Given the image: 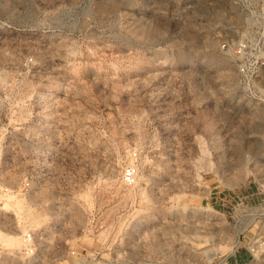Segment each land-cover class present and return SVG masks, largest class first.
Wrapping results in <instances>:
<instances>
[{"label":"rangeland","instance_id":"374dc122","mask_svg":"<svg viewBox=\"0 0 264 264\" xmlns=\"http://www.w3.org/2000/svg\"><path fill=\"white\" fill-rule=\"evenodd\" d=\"M240 43L264 52V0H0V173L33 180L0 228L33 231V264H264V67Z\"/></svg>","mask_w":264,"mask_h":264},{"label":"built area","instance_id":"2783aa9c","mask_svg":"<svg viewBox=\"0 0 264 264\" xmlns=\"http://www.w3.org/2000/svg\"><path fill=\"white\" fill-rule=\"evenodd\" d=\"M236 53L242 59L239 70L245 76L251 74L258 73V71L264 67V52L260 56H251L249 58V48L247 44L240 43L236 48ZM247 59V60H245ZM243 60H245L243 62ZM33 61L32 57H26L24 59V65L29 66ZM3 123V116H0V139L5 137V133L1 130V124ZM132 162L126 163L123 167L122 172V182L126 186H133L138 181V175L140 172V166L138 162V152L133 151ZM12 181L6 180L5 177H1L0 175V196L4 197H23L28 196L33 190V180L31 176L24 174L20 179L12 178ZM2 201V200H0ZM1 204V203H0ZM243 207L245 211L251 209L248 204L243 202ZM19 231L21 230V226L23 225L21 221L18 222ZM23 252L26 255H34L37 253V245L34 233L32 230H28L26 234L23 235ZM264 243L260 241H256L253 243L252 247L249 248L251 254H254L259 247H263Z\"/></svg>","mask_w":264,"mask_h":264},{"label":"bare ground","instance_id":"6f19581e","mask_svg":"<svg viewBox=\"0 0 264 264\" xmlns=\"http://www.w3.org/2000/svg\"><path fill=\"white\" fill-rule=\"evenodd\" d=\"M131 152H130V150H129V152L127 153V155L126 156H128V158L129 159H131V161H132V155L130 154ZM134 159V158H133ZM2 173H0V175H1ZM4 174V173H3ZM6 174V173H5ZM2 176V175H1ZM124 184V183H123ZM136 185V184H135ZM135 185H133V186H135ZM133 186H130L129 188H128V190L127 191H130V190H132V187ZM131 192V191H130ZM143 196V195H142ZM1 197H4V196H0V199H1ZM5 198H8L9 200H15V203H16V207L19 209V210H23V208H24V206H25V204H24V199L23 198H21V199H17V197L16 198H11V197H5ZM4 198V199H5ZM1 202V201H0ZM25 203H26V201H25ZM5 206L4 207H8V206H10L11 205V203L10 202H8V201H5V204H4ZM32 208V207H31ZM28 215L31 217V219H30V221L31 222H33V225H39V220H36V218H34V216L32 215V212H31V210L28 212ZM28 216V217H29ZM38 218V217H37ZM34 219V220H33ZM21 231H23V233H22V235H19V234H17V233H14V234H12V233H10V232H6V231H4V230H2L1 228H0V240L4 243V245H6V246H8V248L10 249V251H14V249L16 248V249H18L20 252H21V254H22V256L23 255H25V257H27L26 259H25V262H24V264H33L34 262H36V260H37V256H32V255H26L24 252H23V235L24 234H26L27 233V226H24L22 229H21ZM241 242H238L234 247H232V251L233 252H235L236 251V249H237V247H238V245L240 244ZM221 247H225V248H227V246L226 245H222ZM14 260V259H13ZM5 261V260H4ZM224 261H225V259H224ZM11 262V261H10ZM143 264H150V263H143Z\"/></svg>","mask_w":264,"mask_h":264},{"label":"crops","instance_id":"0c3cea01","mask_svg":"<svg viewBox=\"0 0 264 264\" xmlns=\"http://www.w3.org/2000/svg\"><path fill=\"white\" fill-rule=\"evenodd\" d=\"M235 252H236V251H235ZM241 260H242V259H240V255H238V253L236 252V253H235V261H234V262H236V264H240ZM226 261H227V262H230V257H229L228 259L226 258ZM232 264H233V263H232Z\"/></svg>","mask_w":264,"mask_h":264}]
</instances>
